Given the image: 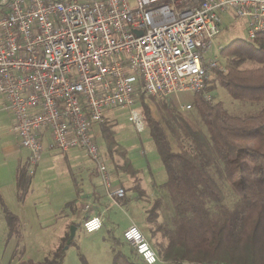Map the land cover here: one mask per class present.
Masks as SVG:
<instances>
[{"label":"built area","instance_id":"2783aa9c","mask_svg":"<svg viewBox=\"0 0 264 264\" xmlns=\"http://www.w3.org/2000/svg\"><path fill=\"white\" fill-rule=\"evenodd\" d=\"M134 1L0 2V96L11 114L10 132L29 153L30 175L46 148L85 153L106 199L103 209L100 201H87L81 209L86 215L94 208L108 211L125 196L94 137L106 113L127 110L128 122L142 133L140 93H205L213 72L225 70L223 46L216 43L223 14L242 22L247 40L264 34V0H197L183 8L180 0ZM88 216L85 231L99 230L102 215ZM123 239L146 264L158 261L137 226L130 225Z\"/></svg>","mask_w":264,"mask_h":264},{"label":"trees","instance_id":"16d2710c","mask_svg":"<svg viewBox=\"0 0 264 264\" xmlns=\"http://www.w3.org/2000/svg\"><path fill=\"white\" fill-rule=\"evenodd\" d=\"M221 55L226 59L225 70L213 72L209 83H217L232 101L257 105L255 111L230 114L222 102L205 97L212 91L210 85L205 93L193 95V109L201 124L194 129L170 98L156 102L161 122L156 121L143 104L145 94H139L146 130L166 174L158 188L172 210L171 226L157 228L165 244H159L157 252L153 249L166 264H264V34L254 40L234 39L223 46ZM246 62L255 66L243 68ZM163 125L179 150L171 149ZM100 129L107 152L123 161L118 170L136 182L138 171L116 142L111 126L103 123ZM15 182L17 189L30 186L25 165L18 164ZM224 183L236 197L231 207L224 204ZM131 189L143 196L139 183ZM158 203L155 200L149 209V219H157ZM68 238L42 263L25 259L16 264H63ZM112 260L113 264H136L120 252Z\"/></svg>","mask_w":264,"mask_h":264},{"label":"rangeland","instance_id":"374dc122","mask_svg":"<svg viewBox=\"0 0 264 264\" xmlns=\"http://www.w3.org/2000/svg\"><path fill=\"white\" fill-rule=\"evenodd\" d=\"M180 1L179 8L194 6L197 2ZM130 2L134 6L135 1ZM222 19V31L216 43L226 46L234 39L244 38L240 20L230 14H223ZM225 60L223 58V62ZM253 66L254 63L246 62L242 67ZM211 86L213 88L207 94L208 98L214 103L222 102L230 114L241 115L256 110L255 104L232 101L217 83ZM169 98L188 124L194 129L201 127L193 109L192 94L181 93L178 97ZM160 99L146 96L143 100L150 116L159 122L161 117L156 102ZM187 104H190V109H183L182 106ZM137 108L141 109L140 102ZM4 113L9 119V114ZM3 115L0 117V198L3 204H0V264H16L25 259L42 263L63 246L62 240L69 235L71 226L75 227L74 237L65 250L63 264H83V261L87 264H113L112 258L117 252L131 262L144 264L123 239L124 231L132 224L138 227L156 252L159 244H165L157 228L160 225L171 226L172 223L169 200L158 188L166 181V174L146 127V131L136 133L127 120V110L110 109L105 115L104 123L111 126L116 142L126 150L132 167L138 171L136 182L118 170V166L123 164L122 159L114 152H107L100 137L101 129L96 130L94 137L103 161L112 174L113 183L124 188L125 196L123 201L118 200L108 211L102 212L94 208L96 214L102 215L103 221L100 229L92 233H87L83 228L87 215L81 209L87 201L95 202L94 198L100 201L102 209L106 205L104 190L95 174L93 162L83 151L73 149L63 152L47 148L42 152L34 173L30 175L29 169L26 170V176L31 181L28 189H17L15 161L5 157L1 150L2 144L14 141L13 135L7 130L10 122ZM163 127L171 149L179 150L175 139L164 125ZM18 154H21V164L27 166L28 152L20 149ZM136 183L143 190V196L131 189ZM222 189L225 194L224 204L231 207L236 197L226 183L222 185ZM155 200H159L158 217L152 220L148 218L149 209ZM125 201L127 202L123 204ZM158 258L159 261L155 264H166L161 256L158 255Z\"/></svg>","mask_w":264,"mask_h":264},{"label":"crops","instance_id":"0c3cea01","mask_svg":"<svg viewBox=\"0 0 264 264\" xmlns=\"http://www.w3.org/2000/svg\"><path fill=\"white\" fill-rule=\"evenodd\" d=\"M178 97V96H177ZM140 102V101H138ZM137 102V104H138ZM4 112H7L9 114V119H8V115H6ZM2 114H4L3 116L5 118H7V120H9V129L8 132L11 133L14 137V141H11V142H7L6 144H2L1 145V150L2 152L6 155L5 157H8V158H13V160L15 161V175H16V169H17V166L18 164L20 163L21 164V158H20V155L18 154L19 153V150L23 148L20 147L19 143H18V139L17 137L12 133L10 132V128H11V114L9 113V111L7 110L6 106H5V103L3 101V99L1 98L0 96V117L2 116ZM100 128V126H94L93 127V132H95L96 130H98ZM146 131V130H145ZM43 140H44V144L47 146L50 142V137H49V133L47 131H43ZM47 149V148H46ZM45 149V150H46ZM25 150V149H24ZM28 160H29V153H28ZM28 160H27V163H26V170H28ZM25 165V164H24ZM99 180V179H98ZM2 200V199H1ZM96 198H94V201L96 203ZM98 201V200H97ZM89 214H96V212H92V213H89ZM87 214V217L86 219L89 217Z\"/></svg>","mask_w":264,"mask_h":264},{"label":"water","instance_id":"95a60500","mask_svg":"<svg viewBox=\"0 0 264 264\" xmlns=\"http://www.w3.org/2000/svg\"><path fill=\"white\" fill-rule=\"evenodd\" d=\"M137 34H139V33H137ZM74 232H75V227L74 226H71L70 227V230H69V238H68V240H67V244H66V246L64 247V250H66L67 249V246L70 244V242L72 241V239H73V237H74Z\"/></svg>","mask_w":264,"mask_h":264}]
</instances>
